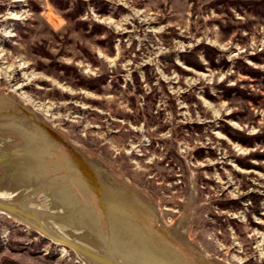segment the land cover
I'll list each match as a JSON object with an SVG mask.
<instances>
[{"label": "rangeland", "instance_id": "374dc122", "mask_svg": "<svg viewBox=\"0 0 264 264\" xmlns=\"http://www.w3.org/2000/svg\"><path fill=\"white\" fill-rule=\"evenodd\" d=\"M258 1L0 0V200L125 264H264ZM41 237L0 211V264H89Z\"/></svg>", "mask_w": 264, "mask_h": 264}, {"label": "water", "instance_id": "95a60500", "mask_svg": "<svg viewBox=\"0 0 264 264\" xmlns=\"http://www.w3.org/2000/svg\"><path fill=\"white\" fill-rule=\"evenodd\" d=\"M0 211L9 213L13 216L20 218L21 220L25 221L27 224L31 225L32 227L37 228L41 232L40 234H42V236L45 237L46 239L52 240L59 245H63L68 249H71L72 251L79 253L83 257H86L97 264H117L105 258L104 256L99 255L93 252L92 250L87 249L82 245L61 235L48 223H46L37 215L31 213L29 210L25 209L20 205L0 200Z\"/></svg>", "mask_w": 264, "mask_h": 264}, {"label": "trees", "instance_id": "16d2710c", "mask_svg": "<svg viewBox=\"0 0 264 264\" xmlns=\"http://www.w3.org/2000/svg\"><path fill=\"white\" fill-rule=\"evenodd\" d=\"M250 5L251 6H254L255 7V10H256V13H258V14H262V15H264V0H261V1H258V2H256V3H250ZM264 53V52H263ZM262 53V54H263ZM184 61L187 63V64H191V66H193V67H196V68H201V64L197 61V60H193L191 63H188L185 59H184ZM102 80V78H99V79H97V81H101ZM255 156H256V158L258 159V160H262V157L261 156H257L256 154H255ZM238 164H239V166H241V167H243V168H246V169H251V168H253V167H258V165H255V164H252V163H247V162H245V161H243V159H238ZM243 200H245V199H243ZM235 202H242V200L241 201H235ZM234 202V203H235ZM257 210V209H256ZM256 214H258V212L256 211ZM41 240L42 241H47L48 239H46V238H43V237H41ZM180 249V248H179ZM186 252V251H185ZM196 254H197V252H195ZM187 255V254H186ZM198 255H200V257H202V258H198V259H200V260H202V261H204L205 260V258L201 255V254H199L198 253ZM194 262H195V259H194ZM196 263H198V262H196Z\"/></svg>", "mask_w": 264, "mask_h": 264}, {"label": "bare ground", "instance_id": "6f19581e", "mask_svg": "<svg viewBox=\"0 0 264 264\" xmlns=\"http://www.w3.org/2000/svg\"><path fill=\"white\" fill-rule=\"evenodd\" d=\"M34 140V139H33ZM4 201V200H3ZM17 204V203H16ZM22 205V204H21ZM20 205V206H21ZM101 206V205H100ZM104 206V205H103ZM22 207H24V206H22ZM25 209H27V210H29L27 207H24ZM31 213H33V214H35V215H37L39 218H41L43 221H45L46 223H47V221L44 219V218H42V217H40L36 212H34V211H32V210H29ZM185 214V213H184ZM14 217H16V216H14ZM183 217H184V215H183ZM17 219H19V220H21L20 218H18V217H16ZM55 218V217H54ZM47 219V218H46ZM179 223V222H178ZM33 228H35V227H33ZM35 229H37V228H35ZM181 229H183V228H181ZM38 230V229H37ZM122 230V229H121ZM39 231V230H38ZM41 233V232H40ZM147 236V235H146ZM124 239V238H123ZM95 242H97V241H95ZM120 243V242H119ZM151 251V250H150ZM140 252V251H139ZM95 253H97V252H95ZM97 254H99V255H101V253H97ZM103 256V255H102ZM160 256H162V255H160ZM164 256V255H163ZM105 257V256H104ZM105 258H107V259H109V260H111V261H113V262H115V263H117V264H125V263H121V262H119L118 260H114V259H112V258H110V257H105ZM84 259H86L88 262H89V264H97V263H95V262H93V261H91L90 259H88V258H86V257H84ZM159 260V259H158ZM165 260V259H164ZM165 261H168V260H165ZM164 262V261H163Z\"/></svg>", "mask_w": 264, "mask_h": 264}, {"label": "crops", "instance_id": "0c3cea01", "mask_svg": "<svg viewBox=\"0 0 264 264\" xmlns=\"http://www.w3.org/2000/svg\"><path fill=\"white\" fill-rule=\"evenodd\" d=\"M172 250L174 251V249L172 248ZM190 253L192 254V257L190 258L191 259V261L193 260V263H194V259H196V257L195 256H197L198 254H196V253H194V252H192V251H190ZM195 257V258H194ZM184 259H185V254H184ZM187 260V259H186ZM198 260H200V259H198ZM201 261V264H203V261L202 260H200ZM190 262V261H189ZM195 262H197V261H195Z\"/></svg>", "mask_w": 264, "mask_h": 264}]
</instances>
